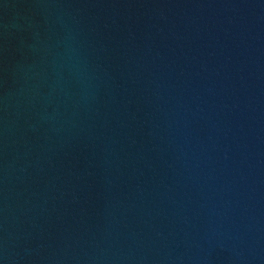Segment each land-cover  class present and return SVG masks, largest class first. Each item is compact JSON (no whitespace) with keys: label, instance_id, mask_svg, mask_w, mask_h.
Instances as JSON below:
<instances>
[{"label":"water","instance_id":"95a60500","mask_svg":"<svg viewBox=\"0 0 264 264\" xmlns=\"http://www.w3.org/2000/svg\"><path fill=\"white\" fill-rule=\"evenodd\" d=\"M0 264H264V0H0Z\"/></svg>","mask_w":264,"mask_h":264}]
</instances>
